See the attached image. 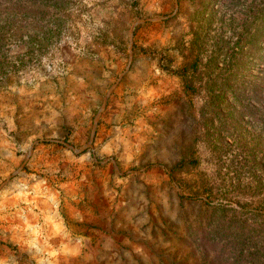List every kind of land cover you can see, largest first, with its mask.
Returning <instances> with one entry per match:
<instances>
[{
  "label": "rangeland",
  "instance_id": "obj_1",
  "mask_svg": "<svg viewBox=\"0 0 264 264\" xmlns=\"http://www.w3.org/2000/svg\"><path fill=\"white\" fill-rule=\"evenodd\" d=\"M64 1L36 0L23 22L0 0V264H227L211 213L264 225V115L223 134L255 152L239 175L199 36L213 22L210 42L242 44L260 0Z\"/></svg>",
  "mask_w": 264,
  "mask_h": 264
},
{
  "label": "trees",
  "instance_id": "obj_2",
  "mask_svg": "<svg viewBox=\"0 0 264 264\" xmlns=\"http://www.w3.org/2000/svg\"><path fill=\"white\" fill-rule=\"evenodd\" d=\"M12 1V0H9ZM58 7L65 4L64 0H55ZM259 7L253 21H258L257 26H253L256 22H248L244 28L250 35L246 40L240 43V40H225L218 38L210 42L208 37L209 29L213 22L205 24L203 38L199 36V45L212 47V52L207 61V73L209 75L208 85L211 91V103L215 111L212 113L214 117L219 118V135L218 145L222 156L234 154V146L240 148L239 153H235L231 159V166L238 168L239 175L252 176V165L250 161H256L255 152H249V142L244 133L239 132L234 139V143L225 142L224 132H231L233 127L239 128V120L245 116L258 120L264 112L257 107L249 106V102L263 104L264 103V70L260 72L262 75L251 76L249 79L242 77V71L247 69L254 60L257 59L258 64H264L263 56L259 55L261 49L260 42L264 34V0H260ZM36 0H19V14L23 16L25 21L34 14ZM29 17V18H28ZM252 30L254 32L252 33ZM206 32V33H205ZM252 33V34H251ZM201 35V33L199 32ZM256 63V64H257ZM221 64H231L234 71L221 74ZM228 91L233 92L232 101L234 107L227 111L222 107V103H229L226 96ZM248 103L245 104L244 102ZM262 133L259 136V143L264 142V118ZM221 128V129H219ZM264 152V146L259 148V152ZM245 209L233 210L221 207L219 210H213L211 213V222L209 223L211 245L213 248L220 247L225 256L227 264H264V225L256 222L250 223L251 218L246 215Z\"/></svg>",
  "mask_w": 264,
  "mask_h": 264
},
{
  "label": "water",
  "instance_id": "obj_3",
  "mask_svg": "<svg viewBox=\"0 0 264 264\" xmlns=\"http://www.w3.org/2000/svg\"><path fill=\"white\" fill-rule=\"evenodd\" d=\"M104 105H105V102H104Z\"/></svg>",
  "mask_w": 264,
  "mask_h": 264
}]
</instances>
